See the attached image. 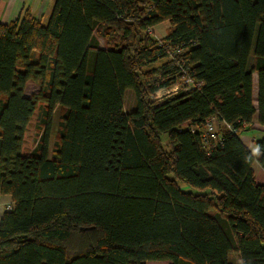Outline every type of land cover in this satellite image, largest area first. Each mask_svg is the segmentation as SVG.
I'll list each match as a JSON object with an SVG mask.
<instances>
[{"label":"trees","instance_id":"1","mask_svg":"<svg viewBox=\"0 0 264 264\" xmlns=\"http://www.w3.org/2000/svg\"><path fill=\"white\" fill-rule=\"evenodd\" d=\"M185 78L202 87L157 101ZM255 120L264 0H56L0 24V264H264Z\"/></svg>","mask_w":264,"mask_h":264},{"label":"crops","instance_id":"2","mask_svg":"<svg viewBox=\"0 0 264 264\" xmlns=\"http://www.w3.org/2000/svg\"><path fill=\"white\" fill-rule=\"evenodd\" d=\"M55 1L56 0H0V24L8 25L13 23L21 16L22 13L25 12L31 13L36 19L45 24L50 17ZM156 29L157 28L153 29L154 34ZM253 78L254 98L256 99L258 95V77L254 74ZM34 85L36 84L33 82H29L27 84V97L32 96V94L30 96L28 95V90L35 88ZM241 139L255 158L253 171L255 173L257 183L262 185L264 184V166L258 162L257 157L259 154L258 143L264 140V127H261L257 120H255L252 129L243 133L241 135ZM11 206H14L12 197L9 195H0V225L5 213L10 211L9 207ZM234 257L236 258L235 261H237V255H234Z\"/></svg>","mask_w":264,"mask_h":264},{"label":"rangeland","instance_id":"3","mask_svg":"<svg viewBox=\"0 0 264 264\" xmlns=\"http://www.w3.org/2000/svg\"><path fill=\"white\" fill-rule=\"evenodd\" d=\"M156 31H155V36L157 39L159 40H163L169 30H170V24L169 23H164L161 24L159 26L156 27ZM101 41V46L102 48H104V40L100 39ZM162 62L164 61H160V63L158 65H160ZM157 65V66H158ZM175 86V85H174ZM35 88H31L28 90V95L30 96L31 94H36L35 92L38 93L39 91V86L36 84L34 85ZM166 90L168 89H164L161 90V92H159L157 94V101H161L163 99H167L165 96H163L164 93H166ZM124 106H125V110L127 113L133 111L136 108V100H135V95L132 91H127L126 94L124 95ZM52 138H51V147L54 145V143L56 142V140L58 139L59 136V132H60V122H61V113L60 110L57 109V111L54 113L53 117H52ZM166 139V138H165ZM182 188L185 191H190V188L188 186H186L185 184H181ZM232 259L235 260L236 258L234 257V255L232 256ZM235 264H239L237 261H235Z\"/></svg>","mask_w":264,"mask_h":264},{"label":"built area","instance_id":"4","mask_svg":"<svg viewBox=\"0 0 264 264\" xmlns=\"http://www.w3.org/2000/svg\"><path fill=\"white\" fill-rule=\"evenodd\" d=\"M201 87H202L201 83H197L189 78H185L182 83L176 84L172 88L166 90V93H164L163 96H165L166 98H171V97L178 95L179 93L187 92L191 89L201 88ZM206 130H207V134H206L207 136L209 135L215 138L214 135H215V132H217L215 118H212L207 121ZM12 209H13V206L9 207V210H12Z\"/></svg>","mask_w":264,"mask_h":264}]
</instances>
